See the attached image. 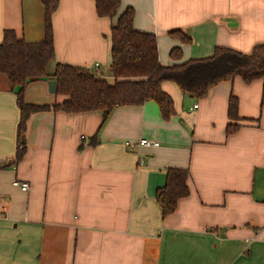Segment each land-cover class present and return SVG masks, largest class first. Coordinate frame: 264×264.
<instances>
[{
  "label": "crops",
  "instance_id": "1",
  "mask_svg": "<svg viewBox=\"0 0 264 264\" xmlns=\"http://www.w3.org/2000/svg\"><path fill=\"white\" fill-rule=\"evenodd\" d=\"M126 7L135 30L155 35L163 66L208 57L216 46L249 53L264 43V0H120L111 19L96 15L94 0H59L55 63L105 76L110 28ZM43 22L41 0H0V41L12 30L40 42ZM175 29L191 43L168 36ZM175 46L177 62L169 58ZM161 88L174 100L167 121L152 101L115 108L104 121L101 112L32 114L17 161L19 111L0 75V264H264V79L219 83L199 103L171 82ZM230 95L240 127L227 136ZM23 99L53 105L63 97L37 81ZM139 139L158 146L129 150L125 143ZM167 168L188 170L189 195L162 218L154 193Z\"/></svg>",
  "mask_w": 264,
  "mask_h": 264
},
{
  "label": "trees",
  "instance_id": "2",
  "mask_svg": "<svg viewBox=\"0 0 264 264\" xmlns=\"http://www.w3.org/2000/svg\"><path fill=\"white\" fill-rule=\"evenodd\" d=\"M59 0H41L44 7V36L42 41L29 43L4 30L0 41V75L8 81L15 95L19 111L15 158L20 160L24 152L27 120L38 112H64L80 114L101 112L103 121L115 108L140 106L154 102L165 121L175 115L174 100L165 93L161 84L171 82L183 97L205 99L219 83L239 79L249 85L264 79V43L253 46L249 53L216 46L210 56L192 58L184 62L163 66L158 60L157 40L153 33L137 31L132 26L134 10L126 7L110 28V63L105 76L95 69L55 63L51 17ZM95 13L101 18H113L120 0H94ZM181 44L191 43V37L181 29L168 33ZM181 48L169 51V58L181 59ZM53 65V70L48 68ZM108 77V79H107ZM56 82L55 95L63 100L53 105H33L24 102L23 92L29 83ZM229 123L225 134L232 135L240 127L237 124L238 101L230 95L227 105ZM95 137L91 142H94ZM187 169L167 168L165 182L155 190L154 199L162 218L174 213L177 202L189 195Z\"/></svg>",
  "mask_w": 264,
  "mask_h": 264
},
{
  "label": "built area",
  "instance_id": "3",
  "mask_svg": "<svg viewBox=\"0 0 264 264\" xmlns=\"http://www.w3.org/2000/svg\"><path fill=\"white\" fill-rule=\"evenodd\" d=\"M98 65L96 64L95 67ZM193 108H196V105L193 106ZM126 146L129 148V150H133L134 148L138 146H144V147H157L158 143L153 141V140H147V139H139L137 142L132 143V142H126ZM139 163H142V160H139ZM12 186L18 188L22 192H27L29 189V185L27 182H20L18 180H15L12 182Z\"/></svg>",
  "mask_w": 264,
  "mask_h": 264
},
{
  "label": "water",
  "instance_id": "4",
  "mask_svg": "<svg viewBox=\"0 0 264 264\" xmlns=\"http://www.w3.org/2000/svg\"><path fill=\"white\" fill-rule=\"evenodd\" d=\"M221 22L225 23L227 26L232 27L233 24L236 25L235 23H233V18L230 17H224V18H220L219 19ZM47 87H48V92L49 93H55L56 90V82L54 80H49L47 81ZM25 139H22V141L24 142Z\"/></svg>",
  "mask_w": 264,
  "mask_h": 264
},
{
  "label": "rangeland",
  "instance_id": "5",
  "mask_svg": "<svg viewBox=\"0 0 264 264\" xmlns=\"http://www.w3.org/2000/svg\"><path fill=\"white\" fill-rule=\"evenodd\" d=\"M116 14H117V12H116ZM115 14V15H116ZM243 32V30H241V32H240V34ZM231 49H232V47H231ZM238 51V50H237ZM239 52H240V50H239ZM242 52V51H241ZM244 53V52H243ZM101 68H102V70H104V71H106V72H108V67H105L104 68V66H101ZM48 70H49V72H51L52 70H53V65H50L49 66V68H48ZM200 101V100H199ZM191 103H193V102H198V100H191L190 101ZM199 103V102H198Z\"/></svg>",
  "mask_w": 264,
  "mask_h": 264
}]
</instances>
